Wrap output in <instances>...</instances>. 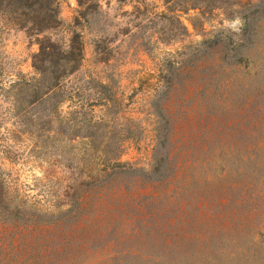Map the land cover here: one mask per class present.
Here are the masks:
<instances>
[{
    "label": "rangeland",
    "instance_id": "374dc122",
    "mask_svg": "<svg viewBox=\"0 0 264 264\" xmlns=\"http://www.w3.org/2000/svg\"><path fill=\"white\" fill-rule=\"evenodd\" d=\"M207 1L58 0L46 35L64 47L81 36L65 86L97 125L74 140L51 120L16 133L0 173L20 213L13 228L0 219V264H264V0ZM0 30L6 75L33 76L37 46ZM37 134L45 150L31 154Z\"/></svg>",
    "mask_w": 264,
    "mask_h": 264
},
{
    "label": "trees",
    "instance_id": "16d2710c",
    "mask_svg": "<svg viewBox=\"0 0 264 264\" xmlns=\"http://www.w3.org/2000/svg\"><path fill=\"white\" fill-rule=\"evenodd\" d=\"M161 1L171 12L179 7L178 0ZM207 2V7L212 8L214 6L212 1L208 0ZM227 2L228 0L222 1V4L227 6ZM78 5L79 7L83 6L82 0H78ZM194 6L186 5L184 10H189V7L194 8ZM80 15L84 16V13L80 12ZM0 19L14 29L23 31L37 46V51L31 57L33 76L19 72L14 77H8L4 64L0 61V156L11 160V156L15 157L17 154L13 149H19V142H22L16 133L33 134L32 129L34 127L38 128L36 132L40 133L44 124L50 120L58 126L56 135L68 136L67 140H74L73 138H77L82 131L94 129L97 123L93 119V112L90 109L89 112L87 111L89 106L94 105H91L90 101L84 102L80 99L77 90L66 89L65 86L66 79L79 69L84 60L81 36L73 34L69 44L64 47L46 35L47 32L61 26L58 0H0ZM220 50L219 58L221 59V55L226 53V47L222 45ZM93 87L100 88L97 91L104 96V101L101 104L103 107H108L109 103L114 101L108 86L99 83L94 84ZM65 102L69 103L67 109L70 110L73 107L74 109L64 111ZM36 136L40 143L33 146L30 150L31 154L45 150L42 145L43 139L39 134ZM156 137L159 139L160 135H156ZM84 138L89 137L84 136ZM93 143L94 141L91 144ZM112 152L114 151L103 153V156L118 157L121 151L117 147L115 155ZM154 160L158 166L162 162L157 157ZM113 161L116 160L113 159ZM116 165L125 167L119 163ZM99 172L103 173L102 171ZM9 176V174L0 173V219L3 220L4 226L13 228L16 217L20 213V206L13 204L11 189L7 180ZM100 176L99 173L96 175L91 173V175H86L83 180H74L75 188L71 187V190L76 192L78 185L96 183L101 178ZM72 201L69 208L72 207L73 203L75 206L78 205L79 199L75 194L72 196ZM53 206L56 211L58 210V214L72 212L69 209L61 211L63 209L58 202ZM48 215L53 217L54 213Z\"/></svg>",
    "mask_w": 264,
    "mask_h": 264
}]
</instances>
